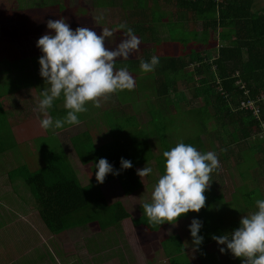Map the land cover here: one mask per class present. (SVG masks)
Returning a JSON list of instances; mask_svg holds the SVG:
<instances>
[{
	"label": "trees",
	"instance_id": "16d2710c",
	"mask_svg": "<svg viewBox=\"0 0 264 264\" xmlns=\"http://www.w3.org/2000/svg\"><path fill=\"white\" fill-rule=\"evenodd\" d=\"M124 2L129 4L132 0ZM140 2L137 0V4ZM154 3L158 7H161L159 3H164L169 10L163 14L154 11L155 26L163 19L176 21V24L167 26V32L173 34L170 36L171 44L179 46L178 55L165 48L162 49L167 53L156 55L153 49L157 47L141 46L138 56L116 58L117 69L126 67L133 77V88L103 97L100 107L105 105L107 110L104 112L97 109L88 111L91 108L89 101L87 111L78 114L79 124L88 119L89 126L84 125L83 132L69 139L70 148L79 163L93 170L88 184L81 185L61 147L49 153L41 169L34 172L27 169L25 182L37 200L40 215L53 232L63 227L65 217L87 216L84 223L96 221L103 228L131 219L122 204L112 208L107 205L102 186L118 180L126 196L140 191L143 184L137 168L151 161L161 176L166 159L163 152L173 148L180 136L178 124H181V129L189 126L196 130V135L183 143L193 145L201 153L215 152L220 165L237 156L242 178L247 179L246 167L249 173L252 172L250 178L253 181L264 180V0H155ZM59 5L61 13L64 0H60ZM79 13L81 11L75 8L74 19L75 15L80 17ZM185 23L187 31L180 27ZM174 28L178 31L170 33ZM154 33L160 36L159 31ZM152 55L159 57L158 65L153 71L142 72L140 61H148ZM188 94H191L190 98ZM248 101L255 103L260 111L258 116L243 109L242 104ZM60 102L53 105L55 110ZM186 105L190 107L187 110ZM66 112L67 109H50L48 114L56 119L63 118ZM142 113L147 117L145 123L139 120ZM85 114L91 117L83 119ZM92 118L103 124L90 123ZM77 125L66 124L57 130L62 132ZM103 132L109 140L97 146L94 134ZM205 137L212 141L211 150L204 145ZM214 142L218 145L215 146ZM121 157L130 160L132 167L121 169ZM100 158H106L119 173L107 174L102 184L97 183L94 168ZM219 169L210 173L205 190L210 199L205 200V206L199 212L182 214L177 222L198 218L203 225L200 232L211 233L208 212L222 210L209 205L222 203L233 194L230 195L228 187L220 188L223 176ZM258 184L261 188L262 184ZM257 191L255 187L251 193ZM203 215L206 219L202 218ZM132 223L150 232L171 225L168 222L149 224L144 215ZM223 231V224H220L219 233ZM210 242L205 237L200 246Z\"/></svg>",
	"mask_w": 264,
	"mask_h": 264
},
{
	"label": "crops",
	"instance_id": "0c3cea01",
	"mask_svg": "<svg viewBox=\"0 0 264 264\" xmlns=\"http://www.w3.org/2000/svg\"><path fill=\"white\" fill-rule=\"evenodd\" d=\"M124 1L64 0L60 13V0H0V82L11 85L0 91V264H241L243 258L234 257L227 250L221 253L219 248L226 246L212 239L213 235L230 233L237 224L224 213L230 197L209 205L222 211L208 212L211 233L198 234L211 242L194 249L188 228L192 219L150 232L132 223L143 215L142 207L137 217L125 208L131 219L120 225L103 228L96 221L84 223L88 217L82 215L65 217L63 227L53 232L40 215L37 200L25 182L27 169L34 172L44 166L38 144L46 130L40 127L43 114L36 108L41 99L40 91L47 85L39 75L38 58L42 53L36 42L51 31L46 27L49 19L63 17L73 30L88 27L97 34L104 27L115 29L113 35L105 39V47H116L125 38L128 27L140 38L138 48L178 46L171 44L173 34L167 32L169 24H176L175 19H163L155 26L154 11L162 14L169 11L164 3H159L161 7H158L155 0H139L140 4L137 0L129 4ZM75 8L81 13L74 19ZM180 27L188 30L186 23ZM154 31H159L160 36L153 34ZM177 31L174 28L170 33ZM17 82L20 86H13ZM59 100L60 110L54 107L51 110H66L63 96L54 100L53 105ZM87 105L88 102L86 108ZM72 128L57 135L60 137ZM57 144V148L61 147L67 154L61 137ZM67 157L73 166L68 154ZM224 187L227 186H220ZM102 191L110 208L121 203L119 198L125 195L118 180L102 186ZM259 199H264V184ZM249 208L244 216L258 210L256 203ZM75 222L79 223L75 225ZM220 224L224 231L219 233Z\"/></svg>",
	"mask_w": 264,
	"mask_h": 264
},
{
	"label": "clouds",
	"instance_id": "9594fccd",
	"mask_svg": "<svg viewBox=\"0 0 264 264\" xmlns=\"http://www.w3.org/2000/svg\"><path fill=\"white\" fill-rule=\"evenodd\" d=\"M51 30L36 42L42 55L38 58L39 75L45 87L40 91L41 99L36 110L43 114L40 127L60 129L80 123L78 114L87 111L86 103L91 101L100 106V99L118 90L132 89L133 77L126 67L115 69L117 57L127 58L138 49L140 38L131 27L126 28L125 38L109 49L105 39L111 37L115 29L102 28L100 34L88 27L70 28L66 20L49 19L46 24ZM124 28V25H120ZM159 57L152 55L148 61H140L142 72L153 71ZM63 96L67 109L63 118L54 119L48 114L54 100ZM164 173L159 177L151 195V202L142 204L143 215L149 224H175L177 218L189 211L199 212L205 206V190L209 185L210 173L219 167L217 154L213 151L201 153L193 145L177 143L163 152ZM121 169L132 167V162L120 158ZM94 168L97 183H103L107 174L114 171L106 158H100ZM152 173V168L137 169L140 177ZM257 211L240 218L239 226L230 233L213 235L212 239L220 247L219 251H229L234 257L243 258L241 264H264V199L256 200ZM202 221L193 218L188 225L192 246L197 248L203 242L199 235Z\"/></svg>",
	"mask_w": 264,
	"mask_h": 264
},
{
	"label": "rangeland",
	"instance_id": "374dc122",
	"mask_svg": "<svg viewBox=\"0 0 264 264\" xmlns=\"http://www.w3.org/2000/svg\"><path fill=\"white\" fill-rule=\"evenodd\" d=\"M164 48L167 49L168 51H170L171 54L178 55L179 46H166ZM139 52H140V50L138 48V49L134 50L133 52H131L128 57L138 56ZM153 52L156 55H163V54L167 53L166 50H164L162 48H158V47L154 48ZM32 53H33V51H32ZM118 58H121V57H118ZM13 86L18 87V86H20V83L17 82ZM0 87H2L0 90V91H2L3 89L10 88L11 85L0 82ZM27 95H28V97H30L28 93H27ZM190 95L191 94H188L189 98L191 97ZM99 99H100V105H102V103L104 101L103 97L99 98ZM90 105H91V108H90V110L88 109V111H92L94 109H97V111L100 110V111L104 112L107 110L105 108L104 104H103L104 107H100V106L96 107L93 105L92 102L90 103ZM57 108L59 109V107H57ZM189 108L190 107H188V105H186V110ZM86 117H91V115H89V114H85V116L83 115V119ZM1 118H2V115L0 113V119ZM91 120H92V122H90V123L103 124L102 122L94 121V118H92ZM139 120H140V123H145L147 120L146 115L144 113H142L139 116ZM88 123H89L88 119L83 120V124L85 126H89ZM83 124H79V125L75 126L74 128L70 129L67 133L60 135V137L64 142V147L66 148V152L69 155L70 160L72 161V164L74 166V170L77 173L79 180L83 184H85V183H88L89 178L91 177V172L93 170L90 168V170H91L90 171L88 167H84L79 163V161L77 160L76 156L71 151L72 149L70 148V146L68 145V142H67V140H68L67 138L69 136H74V135L81 133L85 130V127H83ZM180 126H181V124H178V129L180 130V136H179L177 143L184 142L187 139L193 138L196 135L195 129H191V128H189V126H182V129H181ZM57 132H58L57 129H51L50 128V129L46 130L43 133L44 136L42 137L41 143L38 144V148H39L40 154L42 156V160H43V165L46 164L47 156L49 155V153L54 151L58 146L57 139H59L60 137H59V135H57ZM105 133L106 132H103V134H98V133L94 134V138H95L97 146L105 144L109 140L108 135L106 137ZM102 135H104V136L102 137ZM211 143H212V141L209 137L204 138V145L206 146L207 150H211V148H210ZM214 145L217 146L218 143L214 142ZM238 159L239 158H237V156H235L234 158H232L230 160V162H224L222 165L219 164V168H220L219 170H220L221 176H223V185H225L229 188L228 192H230V195L233 193L232 198L228 200L229 205H227L226 209H224V213L225 214L227 213V216H229L230 219H234V222H236L237 225L239 226L240 218L242 216H244L245 212L248 209H250L249 207L251 205H253L256 202V200H258L260 198V192L259 191L261 190V188L259 186L260 184H258V183L263 184L261 181L264 182V180L260 179L261 181H259L257 179L258 175L256 173L254 175H255V179H257V180L253 181L252 178H250L251 177L250 174H252V172L249 173L248 172L249 168H246V167H244V169H245V176L247 177V179L242 178L240 175V172L238 170V165H237ZM144 166L151 167L152 173L147 175V176L140 177L142 184H143L142 189L140 191H138L136 194L132 195L131 197H126L125 195H122V197L119 198V200H121L120 204L124 205L123 208H127L128 212L133 217H137L138 215H140L141 211L139 209L143 203L151 202L152 192H153L154 187H155V185H156V183L160 177V175L156 169L155 163L153 161H151L147 164L141 165L137 169L143 168ZM213 175L215 176V174H213ZM244 182H247V183H244ZM253 186L257 187L258 191L251 193L252 191H254V188H255ZM238 187H240V188L237 189ZM234 188H236L237 190H235ZM233 190H234V192H233ZM204 195L206 197V200L210 199V194L204 192ZM137 206H138V208H136ZM238 226L234 227V229L237 228Z\"/></svg>",
	"mask_w": 264,
	"mask_h": 264
},
{
	"label": "built area",
	"instance_id": "2783aa9c",
	"mask_svg": "<svg viewBox=\"0 0 264 264\" xmlns=\"http://www.w3.org/2000/svg\"><path fill=\"white\" fill-rule=\"evenodd\" d=\"M264 102V97H263ZM243 109L250 110L254 112L255 116H258L260 114V111L256 107L255 103L253 101H248L242 104Z\"/></svg>",
	"mask_w": 264,
	"mask_h": 264
}]
</instances>
